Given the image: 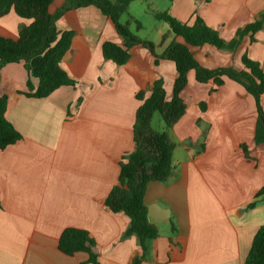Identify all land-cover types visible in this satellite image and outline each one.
<instances>
[{
    "label": "crops",
    "instance_id": "obj_1",
    "mask_svg": "<svg viewBox=\"0 0 264 264\" xmlns=\"http://www.w3.org/2000/svg\"><path fill=\"white\" fill-rule=\"evenodd\" d=\"M63 3L52 0L49 13ZM133 3L188 25L199 17L225 41L264 12V0H135L126 11ZM127 16L141 28L136 17ZM29 23L10 12L0 18V36L16 39ZM160 23L153 28L157 54L173 39ZM55 25L59 32H73L60 67L74 87H59L42 99L27 97L22 63L0 71L4 116L22 137L0 150V264L86 263L85 253L58 251V238L68 227L88 232L101 264H130L140 249L134 236L122 238L129 218L108 211L104 200L117 184L121 156L134 150L132 126L140 105L135 94L143 90L148 97L151 83L161 79L169 100L175 67L168 60L155 65L142 47L130 49L131 58L122 66L103 59L104 42L122 46L123 40L94 6L67 11ZM192 53L209 69L241 70L246 55L264 70V29L251 43L244 38L233 53L208 45ZM180 96L185 113L168 131L175 143L174 169L165 183H148L144 194L147 208L156 207L161 219L149 217L158 237L148 243L141 264H243L264 225V194L254 200L264 190V144L254 142L253 98L228 79L220 87L197 83L193 71ZM260 104L264 109V95ZM155 114L151 126L161 132L164 124Z\"/></svg>",
    "mask_w": 264,
    "mask_h": 264
},
{
    "label": "trees",
    "instance_id": "obj_2",
    "mask_svg": "<svg viewBox=\"0 0 264 264\" xmlns=\"http://www.w3.org/2000/svg\"><path fill=\"white\" fill-rule=\"evenodd\" d=\"M133 1L135 0H64L63 5L50 14L48 7L52 0H0V18L13 12L17 17L30 21L19 29L16 39L0 36V71L5 65L22 63L28 75L25 82L27 92L24 93L27 97L42 99L59 87H74L75 82L60 67V62L69 49L73 32H59L55 23L65 12L87 6L96 7L108 18L123 40L122 46L104 42L101 45L103 59L122 66L131 58L130 49L142 47L153 56L155 65L160 60H168L174 64L177 76L169 100L165 98L161 79L151 83L148 97H144L143 90L135 94L140 105L136 109L132 126L134 150L121 156L117 184L109 190L104 200V207L108 211L121 212L129 218L122 238H136L140 252L132 258L130 264H141L148 257V243L158 237V230L147 214L144 194L148 183H165L174 169L172 155L175 143L168 131L185 113L186 105L180 94L187 85L188 72L193 71L195 81L200 84L212 83L215 87H220L228 79L242 86L253 98L256 110L254 142L264 144V109L260 104V97L264 95V70L246 55L241 58V70L231 67L209 69L200 65L192 53V48L203 45L233 53L241 46L244 38L250 43L253 42L254 34L264 29V12L256 20L237 30L228 41L223 40L217 31L207 27L199 17L195 18L193 24L188 25L166 12L155 13L154 19L165 23L173 34V39L165 50L157 54L151 41L133 35L128 25L120 22L121 15ZM31 78L36 80L35 86L31 83ZM6 101L5 95L0 96V150L22 138L4 116ZM76 103L79 104L80 99ZM199 107L203 111L205 104L201 102ZM155 113L164 124L161 132L151 126ZM201 146L203 149V144ZM239 147L247 158L245 144L242 143ZM262 194L264 190L258 192L254 200ZM253 206L254 202L247 207ZM171 232H175L173 226ZM94 246L95 241L87 231L71 227L61 232L57 243L58 251L66 256L81 252L88 257L83 264H101ZM243 264H264V225L255 232Z\"/></svg>",
    "mask_w": 264,
    "mask_h": 264
},
{
    "label": "rangeland",
    "instance_id": "obj_3",
    "mask_svg": "<svg viewBox=\"0 0 264 264\" xmlns=\"http://www.w3.org/2000/svg\"><path fill=\"white\" fill-rule=\"evenodd\" d=\"M147 10V8H145L144 6V10H142V5H140L139 3H133L129 9L126 11V13L122 14L120 17V22L123 24L128 23V28L130 30V32L141 38V39H145L148 41H158L155 39L157 38V34L155 33V29L154 26L156 25L157 21L154 19L153 17V13ZM127 13H130V15L132 17H136L138 22L141 24V28L137 29V23H134L133 20H130V18L127 16ZM159 22V21H158ZM164 25V28H166L167 30H169L168 26L165 23H160ZM153 40V41H152ZM154 43V42H153ZM157 115L160 119V116L158 114ZM205 147V145L203 144V148Z\"/></svg>",
    "mask_w": 264,
    "mask_h": 264
},
{
    "label": "water",
    "instance_id": "obj_4",
    "mask_svg": "<svg viewBox=\"0 0 264 264\" xmlns=\"http://www.w3.org/2000/svg\"><path fill=\"white\" fill-rule=\"evenodd\" d=\"M161 212L156 209V207H148L147 208V214L148 217H150L153 220L161 219L160 216H158Z\"/></svg>",
    "mask_w": 264,
    "mask_h": 264
}]
</instances>
